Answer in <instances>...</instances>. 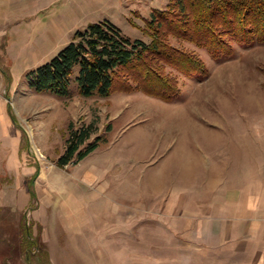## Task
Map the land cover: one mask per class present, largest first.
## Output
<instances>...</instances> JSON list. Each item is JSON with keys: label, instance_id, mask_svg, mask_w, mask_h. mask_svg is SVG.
<instances>
[{"label": "rangeland", "instance_id": "374dc122", "mask_svg": "<svg viewBox=\"0 0 264 264\" xmlns=\"http://www.w3.org/2000/svg\"><path fill=\"white\" fill-rule=\"evenodd\" d=\"M166 4L0 0V264H195L190 245L175 233H196L199 219L213 214V184L245 183L251 199L261 194L263 44H233L229 57L214 59L205 49L172 39L175 48L202 61L205 74L188 77L166 65L164 72L180 89L171 102L140 91L83 98L76 72L67 98L36 93L26 80L89 23L109 20L148 42L139 28ZM70 124L93 125L90 141H101L84 160L60 169L56 162ZM242 161L248 168L241 182ZM70 187L83 197L84 209L63 215L58 206ZM55 221L59 242L51 253ZM163 227L170 228V238ZM149 244L155 255H147Z\"/></svg>", "mask_w": 264, "mask_h": 264}, {"label": "trees", "instance_id": "16d2710c", "mask_svg": "<svg viewBox=\"0 0 264 264\" xmlns=\"http://www.w3.org/2000/svg\"><path fill=\"white\" fill-rule=\"evenodd\" d=\"M139 29L148 42L128 36L109 20L90 23L53 58L29 71L26 80L36 93L67 98L76 72V91L83 98L140 91L171 102L180 89L177 79L164 72L166 65L188 77L205 74L202 61L171 40L205 49L214 59L229 57L233 44L264 45V0H167ZM94 133L93 125L70 124L57 166L79 163L94 152L101 141H90Z\"/></svg>", "mask_w": 264, "mask_h": 264}, {"label": "crops", "instance_id": "0c3cea01", "mask_svg": "<svg viewBox=\"0 0 264 264\" xmlns=\"http://www.w3.org/2000/svg\"><path fill=\"white\" fill-rule=\"evenodd\" d=\"M229 155L230 154H228L230 160L232 158ZM239 165L241 175H239L238 181L242 182L248 165L244 161ZM58 168L63 169L65 167ZM245 185V183H237V185H235L229 184L228 182L222 185L213 184V193H215L213 194V214L210 213L209 217H201L199 219V228H197L198 230L196 233L194 232L191 234L186 230L177 231L175 233L177 240L180 239L183 244L190 245L188 249L191 250V253H188V255L195 258V264H264V185L257 187L261 194L252 197V199L245 194V191L248 190ZM70 188L71 189L67 190L66 193V201L58 206V209L64 211V213L60 212V214L62 213L63 215L72 211L78 212L80 210L82 212L84 209L81 204V198L83 197L77 195L78 192L73 191V187ZM219 191L221 193L217 194ZM74 192H76V194ZM13 204L15 209H23V207H19V205H15V203ZM158 219L161 220V224L166 226L170 224L171 221L165 217H159ZM59 220L62 219L58 218V221ZM83 220L85 223L89 224L90 219L87 215L83 217ZM58 221L54 222V231L56 234L54 238H50V242L47 244L50 250L49 252L51 253L54 252L55 248H58ZM131 221L132 220H130V222ZM22 225L21 222L20 226ZM38 226L39 232H42L43 226ZM150 229L152 230L151 232H154L152 228ZM26 230L29 231L30 235L38 233L34 232L31 228H26ZM162 230H167L165 235L169 237L170 228L163 227ZM136 234L133 238L138 239ZM137 244L138 243L135 242L133 246L137 247ZM129 246L133 247L132 244ZM113 247L117 248V245ZM146 249L147 255H155L153 244ZM164 250L165 248H162V256L165 254ZM173 252L180 256V251ZM166 254H169V251H167ZM175 254L172 256H175ZM163 264L170 263H166L165 260H163Z\"/></svg>", "mask_w": 264, "mask_h": 264}, {"label": "bare ground", "instance_id": "6f19581e", "mask_svg": "<svg viewBox=\"0 0 264 264\" xmlns=\"http://www.w3.org/2000/svg\"><path fill=\"white\" fill-rule=\"evenodd\" d=\"M191 121H192V120H191ZM188 124H189V123H188ZM194 126H195V125H194ZM195 129H196V128H195ZM185 130H186V129H185ZM187 131H188V130H187ZM187 131H186V132H187ZM187 162H188V161H187Z\"/></svg>", "mask_w": 264, "mask_h": 264}]
</instances>
